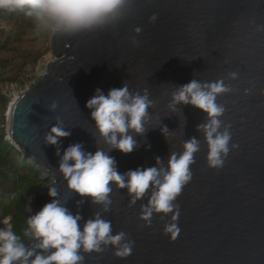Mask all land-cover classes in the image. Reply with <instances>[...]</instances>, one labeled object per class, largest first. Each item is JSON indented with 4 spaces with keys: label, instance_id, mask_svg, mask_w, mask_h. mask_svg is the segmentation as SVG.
I'll list each match as a JSON object with an SVG mask.
<instances>
[{
    "label": "water",
    "instance_id": "95a60500",
    "mask_svg": "<svg viewBox=\"0 0 264 264\" xmlns=\"http://www.w3.org/2000/svg\"><path fill=\"white\" fill-rule=\"evenodd\" d=\"M49 49L52 59L11 103L6 130L22 158L45 172V183L30 196V216L51 202L48 187L54 186L69 211L83 217L81 227L100 212L113 233L124 232L133 242L124 258L111 247L99 253L81 249L83 264H264V0H132L114 24L72 35L51 33ZM192 79H222L231 88L216 101L225 107L220 119L231 133L230 151L219 169L208 167L207 145L197 131L206 113L191 105L169 106L176 86ZM124 81L134 93L147 90L153 103L149 130L134 137L139 147L128 154L109 153L120 173L155 166L156 157L167 164L187 139L200 140L192 179L175 201L176 219L173 212L154 213L150 223L142 220L141 205L148 197L133 205L127 190L115 186L105 212L90 197L69 190L59 171L57 148L61 155L77 143L87 152L110 151L86 102L96 89L107 95ZM57 122L70 135L58 145L46 144ZM169 224L180 229L174 239L165 232Z\"/></svg>",
    "mask_w": 264,
    "mask_h": 264
},
{
    "label": "clouds",
    "instance_id": "9594fccd",
    "mask_svg": "<svg viewBox=\"0 0 264 264\" xmlns=\"http://www.w3.org/2000/svg\"><path fill=\"white\" fill-rule=\"evenodd\" d=\"M132 0H0V10L9 13H21L34 18L46 29L56 35H72L85 31H94L121 19ZM151 21L156 16L150 17ZM140 28L134 29L139 34ZM132 42L138 43L133 37ZM235 79L237 73H230ZM231 91L224 81L202 82L192 79L176 86L172 93L170 107L191 105L206 117L197 125V131L203 134L207 145L206 161L210 168L223 167L230 151V125H225L220 117L225 107L218 104L217 97ZM147 90L143 94L129 90L124 81L122 87L110 89L105 95L96 89L95 94L86 102L91 110L90 117L102 139L110 146V151L96 150L94 153L84 150L80 143L68 146L63 154L57 148L59 171L67 182V187L81 197H90L92 204L103 206L108 211L112 201L109 194L113 187L126 189L131 204L148 197L141 205L140 218L148 223L154 213L165 215L173 213L172 219L179 215V205L175 203L183 187L192 179L191 165L195 163L194 154L200 150V140L191 137L183 143L181 152L170 153L167 164L160 157L155 158V166L128 170L120 173L115 158L109 155L112 150L128 154L139 145L135 136H144L149 130L145 127L148 109L152 105ZM56 102L50 105L54 111ZM168 128L161 129L162 134ZM70 132L57 122L45 136L49 145H58L61 138ZM165 137V135H164ZM166 139V137H165ZM238 147L235 144L231 148ZM111 182V183H110ZM51 202L27 219L26 236L32 239L31 246L26 245L5 220L0 227V264H83L84 252H101L111 247L119 258L131 254L133 242L124 232L113 233L111 221L103 218L100 212L83 223V217L73 214L58 198L57 189L48 187ZM79 203H83L80 201ZM31 209L29 208V211ZM180 229L176 224L165 226V232L173 239Z\"/></svg>",
    "mask_w": 264,
    "mask_h": 264
},
{
    "label": "rangeland",
    "instance_id": "374dc122",
    "mask_svg": "<svg viewBox=\"0 0 264 264\" xmlns=\"http://www.w3.org/2000/svg\"><path fill=\"white\" fill-rule=\"evenodd\" d=\"M0 12V95L7 98L5 106L0 104V126L6 131L11 103L36 80L46 61L52 59L49 49L52 32L21 13ZM6 137L8 139L7 132ZM0 187L9 185L1 183ZM29 200L27 196L28 212Z\"/></svg>",
    "mask_w": 264,
    "mask_h": 264
},
{
    "label": "trees",
    "instance_id": "16d2710c",
    "mask_svg": "<svg viewBox=\"0 0 264 264\" xmlns=\"http://www.w3.org/2000/svg\"><path fill=\"white\" fill-rule=\"evenodd\" d=\"M6 100L0 95V104L5 106ZM44 175L45 172L38 164L22 158L21 153L7 139L3 126H0V184L9 185L8 188L0 187V227H5L3 220L9 218L12 230L28 246L32 239L25 235L28 230L27 219L30 217L25 208L26 197L41 189L45 183L42 179Z\"/></svg>",
    "mask_w": 264,
    "mask_h": 264
},
{
    "label": "bare ground",
    "instance_id": "6f19581e",
    "mask_svg": "<svg viewBox=\"0 0 264 264\" xmlns=\"http://www.w3.org/2000/svg\"><path fill=\"white\" fill-rule=\"evenodd\" d=\"M17 96H18V95H17ZM17 96H16V97H17ZM9 116H10V113H9Z\"/></svg>",
    "mask_w": 264,
    "mask_h": 264
}]
</instances>
